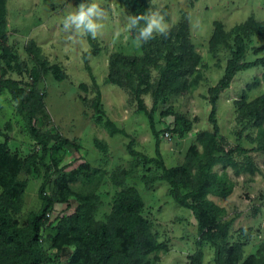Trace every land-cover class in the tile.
Returning <instances> with one entry per match:
<instances>
[{
	"label": "rangeland",
	"instance_id": "obj_1",
	"mask_svg": "<svg viewBox=\"0 0 264 264\" xmlns=\"http://www.w3.org/2000/svg\"><path fill=\"white\" fill-rule=\"evenodd\" d=\"M81 2L6 0L5 34L16 61L8 65L0 60V143H6L22 159L38 154V162L46 143L49 152L44 162L53 171L49 180L42 163L39 173L22 171L19 180L27 183V189L15 219L26 225L29 216L41 209V187L45 184V193L52 196L58 182L70 180L71 173L78 170V179L69 185L76 193L97 197L96 221H106L125 187L137 189L145 203L142 216L149 221L158 242L169 247L155 264H191L189 257L198 252L203 253V264H216V248L201 242L193 211L174 200L171 186L162 179L160 164L146 163L143 158L161 156L168 168L179 167L193 145L203 157L205 148L198 138L213 132L209 91L225 75L235 38L232 35L213 51L210 41L216 25H223L229 33L252 16L264 21V0H148L150 12L164 16L169 32L167 37L155 35L144 44H137L136 33L126 29L127 18L133 15L127 0H98L105 9L104 27L96 38L90 36L93 44L88 35L65 31L66 12ZM246 45V62L264 57V50L258 51L264 46V37L251 35ZM94 49L96 54L86 58ZM191 49L201 57L199 67L195 70L187 63L161 84L167 56L188 57ZM53 66L66 74L64 81L56 80L50 70ZM34 68L41 72L38 98L22 113V98H16L13 92L21 89L30 96ZM128 73L134 79V88L127 85ZM143 73L148 84H141ZM263 73L262 67L238 73L219 96L220 135L215 155L223 157L237 146L248 152L233 155L232 163L212 166V183L206 196L219 209L220 220L228 224L222 246L242 244L244 260L264 248V111L252 105L264 95V83H255ZM198 74L201 79L192 86ZM138 89L147 112L140 109ZM151 112L159 141L151 128ZM178 115L193 122L192 130L183 137L172 132ZM107 120L125 134L112 136L105 127ZM130 147L138 154H132ZM118 174L124 177L123 186L113 180ZM190 177L202 180L199 161L192 163ZM187 192L182 190V194ZM221 192L229 194L222 197ZM71 204L73 208L78 205L75 201ZM70 211L68 203H55L42 230L50 264H69L75 250H57L50 239ZM242 229L248 230L245 235Z\"/></svg>",
	"mask_w": 264,
	"mask_h": 264
},
{
	"label": "trees",
	"instance_id": "obj_2",
	"mask_svg": "<svg viewBox=\"0 0 264 264\" xmlns=\"http://www.w3.org/2000/svg\"><path fill=\"white\" fill-rule=\"evenodd\" d=\"M126 4L131 7L133 15L148 14L150 12L148 0H127ZM5 12L6 0H0V48L2 50L0 60L11 65L16 61V57L9 51L7 46ZM254 34L264 37V21H258L253 16L229 33L224 31L223 25H216L214 35L210 41L213 51L218 46L226 44L232 35H235V38L232 57L227 63L225 75L209 91L212 105L209 121L213 126V132L202 133L198 138V141L205 148L203 157L199 156L197 146L193 145L188 151L186 162L179 167L168 168L161 160V156H159V159L143 158L146 163L158 162L160 164L163 170L162 179L171 186V195L174 200L180 206L193 211L198 221V235L201 242L216 248V264H264V248L260 249L257 255H251L244 260L242 244L238 243L228 248L222 246L221 240L226 239L228 224L220 220L218 216L219 209L206 197L212 183L209 174L212 166L216 163H232L233 155L248 152L245 148L237 146L230 148L223 157L215 155L218 150L217 139L220 135L217 120V102L222 91L230 87L238 73L257 67H262L264 70V57L253 62L245 61L246 38ZM88 38L93 44L90 35H88ZM263 50L264 46L258 49V51ZM90 54H96L95 49L87 53L86 58ZM187 63H191V67L196 70L201 63L200 55L191 49L188 57L181 55L167 56L166 69L162 73L160 83L167 81ZM50 70L56 80L61 82L66 79V74L59 66H53ZM89 70L91 71V69ZM126 77L128 78L127 85L134 88V79L131 74H126ZM40 79L41 72L34 68L33 89L30 96H26L21 89L14 90L13 94L16 98H22L20 106L22 113H26V106L29 102L37 101L36 87ZM200 79L201 75L198 74L192 81V86L197 85ZM140 81L141 84H148L144 73L140 76ZM261 82L264 83V73L261 79L255 80V83L259 84ZM176 88H180V86L177 85ZM140 94L141 89H138L136 95L140 102V109L147 112ZM252 105L264 111V95L255 99ZM263 114L264 112L261 115ZM149 119L153 134L159 141L160 133L156 131L152 112L149 113ZM105 127L112 136L125 134L111 120L105 122ZM192 127L193 122L184 116L178 115L172 132L183 137L192 130ZM31 130L36 133L33 128ZM67 144L72 145L69 142ZM129 149L132 154H138L131 147ZM48 152L47 144L43 143L42 158L38 162V154H34L28 159H22L17 154L12 153L6 143H0V188L2 189L0 194V264H50L51 258L42 244V230L48 223L49 213L57 202L68 203L71 211L61 218L50 239L53 248L57 250L75 249L70 257L69 264H155L160 260V253L169 251L167 244L158 242L151 230L149 221L142 216L141 213L145 203L134 187H125L117 195L113 211L106 221H96L94 212L98 205L97 197L76 193L69 185L70 182L74 183L78 179L76 176L80 173L78 170L71 173L70 180L61 179L52 196L45 193L44 184L39 192L42 201L41 209L36 213H32L26 225L21 226L19 221L15 219V215L21 211V200L25 195L27 183L20 181L19 176L23 170H27L29 173L32 171L39 173L38 165L42 163L48 169L46 179L49 180V173L53 171L44 162ZM195 161H199L203 176L202 180L190 177V168ZM85 167L87 171H90L88 164ZM87 171L86 173H88ZM81 173L83 174V172ZM88 175L90 174L88 173ZM123 179L124 177L119 174L113 177L118 186H123ZM183 189H187L188 192L182 194ZM228 194V192H221L222 197H226ZM72 201L78 204L76 208H73ZM247 231V229L241 230L243 235ZM152 256H154V259L151 258ZM189 259L191 264H203L204 256L202 252H198L191 255Z\"/></svg>",
	"mask_w": 264,
	"mask_h": 264
},
{
	"label": "clouds",
	"instance_id": "obj_3",
	"mask_svg": "<svg viewBox=\"0 0 264 264\" xmlns=\"http://www.w3.org/2000/svg\"><path fill=\"white\" fill-rule=\"evenodd\" d=\"M104 17L105 9L98 0H82L77 7L66 12L63 18V28L65 31L96 38L104 27L102 23ZM127 20L126 29L136 33L137 44L147 43L154 39L155 35L167 37L169 32L164 16L158 11L129 15Z\"/></svg>",
	"mask_w": 264,
	"mask_h": 264
}]
</instances>
